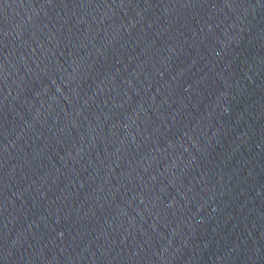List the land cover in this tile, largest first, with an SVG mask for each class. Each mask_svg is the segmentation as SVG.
Listing matches in <instances>:
<instances>
[{
	"label": "water",
	"instance_id": "water-1",
	"mask_svg": "<svg viewBox=\"0 0 264 264\" xmlns=\"http://www.w3.org/2000/svg\"><path fill=\"white\" fill-rule=\"evenodd\" d=\"M264 195V0H0V264Z\"/></svg>",
	"mask_w": 264,
	"mask_h": 264
}]
</instances>
